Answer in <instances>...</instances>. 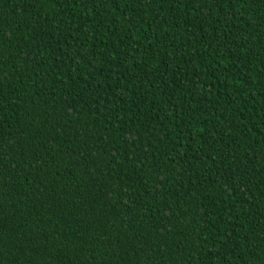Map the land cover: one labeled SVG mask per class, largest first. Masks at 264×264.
Returning a JSON list of instances; mask_svg holds the SVG:
<instances>
[{"label": "trees", "instance_id": "1", "mask_svg": "<svg viewBox=\"0 0 264 264\" xmlns=\"http://www.w3.org/2000/svg\"><path fill=\"white\" fill-rule=\"evenodd\" d=\"M0 264H264V0H0Z\"/></svg>", "mask_w": 264, "mask_h": 264}]
</instances>
